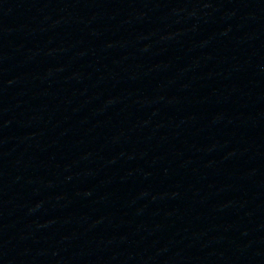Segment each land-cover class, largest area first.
I'll list each match as a JSON object with an SVG mask.
<instances>
[{
  "label": "water",
  "instance_id": "95a60500",
  "mask_svg": "<svg viewBox=\"0 0 264 264\" xmlns=\"http://www.w3.org/2000/svg\"><path fill=\"white\" fill-rule=\"evenodd\" d=\"M0 264H264V0H0Z\"/></svg>",
  "mask_w": 264,
  "mask_h": 264
}]
</instances>
